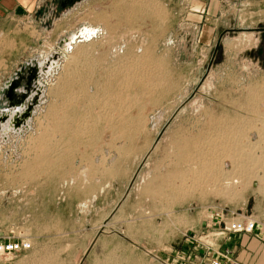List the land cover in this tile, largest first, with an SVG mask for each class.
<instances>
[{
  "label": "rangeland",
  "instance_id": "rangeland-1",
  "mask_svg": "<svg viewBox=\"0 0 264 264\" xmlns=\"http://www.w3.org/2000/svg\"><path fill=\"white\" fill-rule=\"evenodd\" d=\"M64 1L4 74L58 59L31 125L0 133V225L32 245L0 264L264 261L216 223L234 211L264 239V0ZM84 28L98 33L62 50Z\"/></svg>",
  "mask_w": 264,
  "mask_h": 264
},
{
  "label": "crops",
  "instance_id": "crops-1",
  "mask_svg": "<svg viewBox=\"0 0 264 264\" xmlns=\"http://www.w3.org/2000/svg\"><path fill=\"white\" fill-rule=\"evenodd\" d=\"M54 1L55 0H0V76H2L0 85H3L4 81L7 79L4 74L7 72L6 70L11 63V57L17 54V48H19L20 40L24 39L26 30L34 27L33 24L37 18V14L49 8ZM227 1L228 0H226V2ZM195 2L199 3L198 7L200 8L207 6V8L210 9L213 6H217L218 3L222 4L223 0H195ZM85 29L91 28H84V30ZM76 37V39H78L79 36L76 35ZM34 96L35 93H32L31 99H33ZM36 98H34V100H36ZM241 234L246 236V241H241L240 246L242 247H240V250L251 248L253 250L255 249L256 254L264 253V239L262 235L254 234V236H251V234ZM243 243H245V245ZM232 252L235 253L234 251ZM238 254L235 260L240 264H264L262 259H251L248 254L245 253H243V256H241L240 253Z\"/></svg>",
  "mask_w": 264,
  "mask_h": 264
},
{
  "label": "bare ground",
  "instance_id": "bare-ground-1",
  "mask_svg": "<svg viewBox=\"0 0 264 264\" xmlns=\"http://www.w3.org/2000/svg\"><path fill=\"white\" fill-rule=\"evenodd\" d=\"M98 33L95 29H85L78 33V35L82 38L76 39V35H71L65 39V41L62 42V50L67 51L74 40H82L85 38V40L91 39V37L95 36ZM57 60L54 57H48L46 60V65L44 66V63L42 60L36 61L31 60L29 62H26L25 65H23L24 69L19 70L15 77L12 79H9L6 81L2 88H0V109L3 110L2 113H0V133H2L3 138H5V134L11 133H22V131L26 130L27 127L31 125V117L34 110V107L37 105V101L34 100L37 96H39L40 93H42V87L39 77L42 75H45L47 73H50L52 69H54L57 66ZM34 67L37 70V76L36 79L32 82L31 87L27 90H25V78L21 82V85L14 90V94L16 97L21 98V101L17 105H11L9 100L6 97V92L8 91L10 85L12 84L14 79L18 78V73L20 75L27 76L28 70ZM35 93V96L33 99H31V94ZM6 97V98H5ZM38 100V99H37ZM27 104H30L33 106V111H31L30 115L27 117L25 112L23 111L26 109ZM20 123L19 125H17ZM29 130V129H28ZM180 173V172H179ZM181 175V174H180ZM171 176L170 178H172ZM180 178V177H179ZM178 181V179H177ZM176 181V182H177ZM226 182V181H225ZM239 184L237 180H232L231 182L227 181V186ZM257 224V223H256Z\"/></svg>",
  "mask_w": 264,
  "mask_h": 264
},
{
  "label": "built area",
  "instance_id": "built-area-1",
  "mask_svg": "<svg viewBox=\"0 0 264 264\" xmlns=\"http://www.w3.org/2000/svg\"><path fill=\"white\" fill-rule=\"evenodd\" d=\"M235 215L234 211L221 210L216 214V223H222L227 232L233 234H252L256 228V222L249 217H241L239 220L231 221ZM32 245L26 238L15 236L13 229L4 230L0 225V255H13L19 252H26L31 249ZM201 264V263H200ZM207 264H240L232 257L230 250L226 249L214 258H211Z\"/></svg>",
  "mask_w": 264,
  "mask_h": 264
},
{
  "label": "water",
  "instance_id": "water-1",
  "mask_svg": "<svg viewBox=\"0 0 264 264\" xmlns=\"http://www.w3.org/2000/svg\"><path fill=\"white\" fill-rule=\"evenodd\" d=\"M81 1H83V0H65L62 3V6L65 7L66 4H74V3H77V2H81ZM20 69L23 70L24 67L22 66ZM38 76H37V70L34 67H31L28 70L27 76L20 75V73H18V78L13 80V82L10 85L8 91L6 92V97L9 100V102H10L11 105H17V104H19L20 101H21V98L23 97V96H21V98L16 97V95L14 94V90L21 85V82L24 80V78H25L24 88H25V90L26 89L28 90L31 87L32 82ZM37 99L38 98H36L35 101H37ZM27 105L28 106L23 111L25 112L24 114H26V116L28 117L30 115V113H31V109H32L31 107L32 106L30 104H27ZM19 124L20 123H18L17 125H19Z\"/></svg>",
  "mask_w": 264,
  "mask_h": 264
},
{
  "label": "flooded vegetation",
  "instance_id": "flooded-vegetation-1",
  "mask_svg": "<svg viewBox=\"0 0 264 264\" xmlns=\"http://www.w3.org/2000/svg\"><path fill=\"white\" fill-rule=\"evenodd\" d=\"M260 46L255 50L257 57L262 58V62L264 64V29L262 31Z\"/></svg>",
  "mask_w": 264,
  "mask_h": 264
}]
</instances>
